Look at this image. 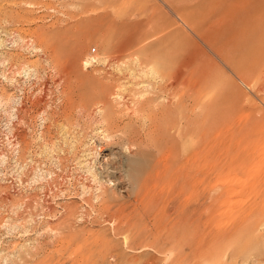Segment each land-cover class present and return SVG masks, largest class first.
<instances>
[{
    "label": "rangeland",
    "instance_id": "1",
    "mask_svg": "<svg viewBox=\"0 0 264 264\" xmlns=\"http://www.w3.org/2000/svg\"><path fill=\"white\" fill-rule=\"evenodd\" d=\"M0 264H264V0H0Z\"/></svg>",
    "mask_w": 264,
    "mask_h": 264
},
{
    "label": "bare ground",
    "instance_id": "2",
    "mask_svg": "<svg viewBox=\"0 0 264 264\" xmlns=\"http://www.w3.org/2000/svg\"><path fill=\"white\" fill-rule=\"evenodd\" d=\"M139 64V63H138ZM137 66V65H136ZM139 66V65H138ZM141 66V65H140ZM143 67V66H142ZM173 79H174V81H173V83H175V84H177V81H178V79H179V76H178V72H176L175 71V73H174V76L172 77ZM171 80L169 81V82H172ZM170 84H172V83H170ZM175 84H173V85H175ZM171 87H174V86H171ZM178 88V87H177ZM176 88V89H177ZM170 90H172V89H170ZM152 109H153V107H152ZM140 112V111H139ZM143 113V112H142ZM142 113H140V115L142 114ZM144 115V114H143ZM145 116V115H144ZM159 116H160V114H159ZM148 120V119H147ZM161 122V121H160ZM152 128V127H151ZM125 136V135H124ZM128 136H129V134H128ZM140 143V142H139ZM125 144H127V147H128V145H134V142L132 141V139H130V138H127L126 139V143ZM131 145H130V147H131ZM140 145V144H139ZM122 149V148H121ZM121 149L119 150V151H117L118 152V157H117V159H118V161H115L114 159L113 160H111L109 163L108 162H106L107 160H108V158L110 157V153L108 152V153H106V154H104L103 155V162L101 161V159H100V161L102 162V163H104L103 164V166L101 167V169H100V166H99V169L100 170H97V172H95L96 173V175L99 177V179H100V182H98V184L99 183H104V182H107V183H110V184H116V186H118V189H120L121 190V185H119L121 182H123L122 180H121V176H120V172H121V175H125L123 172H125V162H127V154H126V152H125V150L123 151H121ZM128 150V149H127ZM130 150H131V148H130ZM116 159V158H115ZM116 159V160H117ZM99 161V162H100ZM101 162H100V164H101ZM99 165V164H98ZM102 165V164H101ZM97 168H98V166H97ZM123 179V178H122ZM124 180V179H123ZM148 185V184H147ZM99 186V185H98ZM97 186V187H98ZM102 185L100 184V187H101ZM104 187V186H103ZM97 189H99V188H97ZM101 189H102V187H101ZM137 189V188H136ZM119 190V191H120ZM123 190H124V188H123ZM99 191V190H98ZM101 191H103V190H101ZM100 191V193H104V191L103 192H101ZM139 192V191H138ZM106 193V192H105ZM140 194V193H139ZM97 195V194H96ZM101 195H103L104 196V194H101ZM136 195H137V193H136ZM100 196V195H99ZM137 196H139V195H137ZM143 196V195H142ZM147 196V195H146ZM97 197H98V195H97ZM102 197V196H101ZM101 197H99L100 198V200H101ZM147 198V197H146ZM140 199V198H139ZM143 199V198H142ZM99 200V199H98ZM141 200V199H140ZM147 200V199H146ZM103 201V202H102ZM101 202L102 203H104V200H102ZM106 201V200H105ZM97 202H99V201H97ZM142 202H143V200H142ZM102 203H100L101 205H102ZM147 203V202H146ZM103 207V206H102ZM117 209V208H116ZM71 211V210H70ZM71 214V213H70ZM115 214V213H114ZM119 214V213H118ZM188 214V213H187ZM113 216V215H112ZM115 216V215H114ZM188 216V215H187ZM193 215L191 214V212L189 211V216H188V222H187V225H188V223L190 222V223H193L192 221H193ZM108 218V217H107ZM186 219V218H185ZM182 220H183V218H182ZM181 220V222H185V221H182ZM186 220V221H187ZM180 221H179V223H181ZM179 225V224H178ZM180 225H182V224H180ZM179 225V226H180ZM182 227H185V225L184 226H182ZM181 227V228H182ZM194 227V226H193ZM189 228V227H188ZM195 228V227H194ZM175 229H177V228H175ZM175 229H174V231H175ZM191 229V228H190ZM179 230L181 231L182 229H180L179 228ZM177 231V230H176ZM180 231H177V232H180ZM177 232H175V233H177ZM172 233V232H171ZM173 234V233H172ZM175 236V235H174Z\"/></svg>",
    "mask_w": 264,
    "mask_h": 264
}]
</instances>
